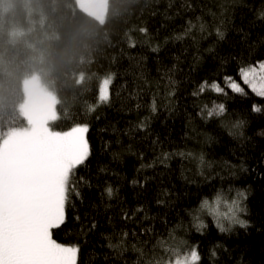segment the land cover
<instances>
[{"label": "trees", "instance_id": "1", "mask_svg": "<svg viewBox=\"0 0 264 264\" xmlns=\"http://www.w3.org/2000/svg\"><path fill=\"white\" fill-rule=\"evenodd\" d=\"M262 13L264 0H108L101 22L78 0H0L1 133L27 125L33 75L57 98L53 130L89 128L78 195L52 230L79 247L78 264H140L137 248L152 264L192 249L198 264H264V98L207 86L264 60ZM108 73L112 98L97 103L96 78ZM239 193L243 226L222 232L200 205L226 214Z\"/></svg>", "mask_w": 264, "mask_h": 264}, {"label": "snow or ice", "instance_id": "2", "mask_svg": "<svg viewBox=\"0 0 264 264\" xmlns=\"http://www.w3.org/2000/svg\"><path fill=\"white\" fill-rule=\"evenodd\" d=\"M191 27L190 22L186 32H190ZM203 27L201 25V30ZM139 31L148 34L147 28L141 27ZM217 33L222 37L219 29ZM128 46L136 47L131 36H128ZM96 81V102L108 103L112 98L114 75L98 76ZM207 86L223 94L230 90L247 95L248 89L264 98V60L238 65L234 76L226 77L223 83L208 82ZM94 109L95 105L89 106V111ZM253 110L262 111L257 106H253ZM224 111L221 104L209 111L208 116ZM88 130L86 123L76 124L66 131L53 130L45 124L7 140L0 139V264H78L79 247L57 242L52 230L65 223L70 196L78 195L72 179L91 154ZM238 196L231 201L226 214L217 207L222 193L216 194L217 206L204 200L200 208L215 218L216 227L222 232L227 230L225 222L243 226L238 214L242 211L240 201L244 194ZM203 227L206 225L201 222L198 228ZM127 235L123 233L119 242L110 247H119ZM136 251L141 254L140 264H145L146 259L147 264H152L147 251L140 248ZM199 260L198 251L192 249L183 260H169L168 264H198Z\"/></svg>", "mask_w": 264, "mask_h": 264}, {"label": "rangeland", "instance_id": "3", "mask_svg": "<svg viewBox=\"0 0 264 264\" xmlns=\"http://www.w3.org/2000/svg\"><path fill=\"white\" fill-rule=\"evenodd\" d=\"M108 0H78L82 9L93 15L101 22L106 18V4ZM26 94L25 115L27 125L23 128H16L2 134L0 139L8 138L24 133L34 128L47 124L49 127L57 117V98L53 92L41 81L38 76L26 77L24 82Z\"/></svg>", "mask_w": 264, "mask_h": 264}]
</instances>
